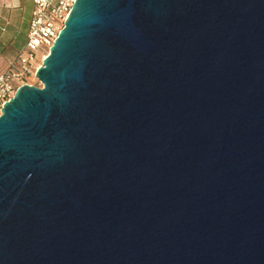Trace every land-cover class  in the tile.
Here are the masks:
<instances>
[{
    "label": "water",
    "instance_id": "95a60500",
    "mask_svg": "<svg viewBox=\"0 0 264 264\" xmlns=\"http://www.w3.org/2000/svg\"><path fill=\"white\" fill-rule=\"evenodd\" d=\"M0 116V264H264V0H76Z\"/></svg>",
    "mask_w": 264,
    "mask_h": 264
},
{
    "label": "built area",
    "instance_id": "2783aa9c",
    "mask_svg": "<svg viewBox=\"0 0 264 264\" xmlns=\"http://www.w3.org/2000/svg\"><path fill=\"white\" fill-rule=\"evenodd\" d=\"M76 0H32L33 10L29 22L25 48L9 68L0 73V116L4 104L25 85L34 86L36 73L45 55L49 54ZM4 29L0 27V38Z\"/></svg>",
    "mask_w": 264,
    "mask_h": 264
},
{
    "label": "rangeland",
    "instance_id": "374dc122",
    "mask_svg": "<svg viewBox=\"0 0 264 264\" xmlns=\"http://www.w3.org/2000/svg\"><path fill=\"white\" fill-rule=\"evenodd\" d=\"M3 2V1H2ZM0 3V11L3 3ZM9 7H15L12 10V21L9 32L4 36V42L7 44L12 43V52L15 54L13 61L16 60L18 54L25 48L26 44V34L31 19V14L33 10V4L30 0H8ZM2 46H0L1 48ZM34 86H41L40 82L34 81Z\"/></svg>",
    "mask_w": 264,
    "mask_h": 264
},
{
    "label": "crops",
    "instance_id": "0c3cea01",
    "mask_svg": "<svg viewBox=\"0 0 264 264\" xmlns=\"http://www.w3.org/2000/svg\"><path fill=\"white\" fill-rule=\"evenodd\" d=\"M3 1V2H2ZM22 1V0H20ZM32 2V0H30ZM3 3L1 11H0V27L4 29V32L0 38V73L6 71L11 63L13 62V59L15 57V54L12 52V43L7 44V42H4V36L7 32H9L12 21V10L16 9L15 7H9L8 0H0V3ZM33 4V3H32ZM11 6V5H10ZM33 6V5H32Z\"/></svg>",
    "mask_w": 264,
    "mask_h": 264
},
{
    "label": "bare ground",
    "instance_id": "6f19581e",
    "mask_svg": "<svg viewBox=\"0 0 264 264\" xmlns=\"http://www.w3.org/2000/svg\"><path fill=\"white\" fill-rule=\"evenodd\" d=\"M46 57H47V55H45V58H46ZM45 58H44V59H45ZM44 59H43V60H44Z\"/></svg>",
    "mask_w": 264,
    "mask_h": 264
}]
</instances>
